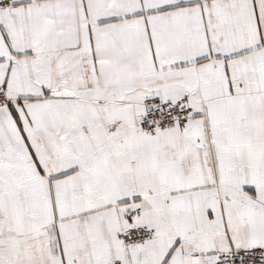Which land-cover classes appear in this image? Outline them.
<instances>
[{
  "label": "snow or ice",
  "instance_id": "6c2138e0",
  "mask_svg": "<svg viewBox=\"0 0 264 264\" xmlns=\"http://www.w3.org/2000/svg\"><path fill=\"white\" fill-rule=\"evenodd\" d=\"M0 264H264V0H0Z\"/></svg>",
  "mask_w": 264,
  "mask_h": 264
}]
</instances>
